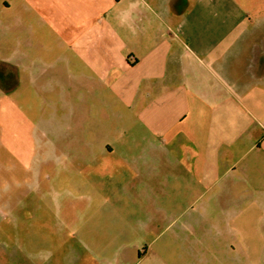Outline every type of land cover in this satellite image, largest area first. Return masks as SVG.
<instances>
[{"label":"crops","instance_id":"obj_1","mask_svg":"<svg viewBox=\"0 0 264 264\" xmlns=\"http://www.w3.org/2000/svg\"><path fill=\"white\" fill-rule=\"evenodd\" d=\"M6 72L47 131L81 107L104 133L81 142L94 195L183 197L201 243L264 238V0H0L1 91Z\"/></svg>","mask_w":264,"mask_h":264},{"label":"rangeland","instance_id":"obj_2","mask_svg":"<svg viewBox=\"0 0 264 264\" xmlns=\"http://www.w3.org/2000/svg\"><path fill=\"white\" fill-rule=\"evenodd\" d=\"M3 79L0 264H264V238L224 237L216 225L208 228L212 240L201 243L185 225L195 208L183 212V197L140 190L94 195L103 186L93 184L94 161L82 160L99 149L81 142L104 133L81 131V107L59 119L63 131H47L57 117L46 101L27 83L15 99L13 75ZM73 98L80 106L81 98ZM108 177L101 179L107 188ZM219 215L213 213L215 221Z\"/></svg>","mask_w":264,"mask_h":264}]
</instances>
